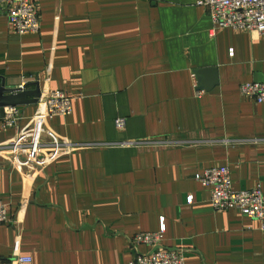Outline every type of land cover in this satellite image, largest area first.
Segmentation results:
<instances>
[{
  "label": "crops",
  "instance_id": "1",
  "mask_svg": "<svg viewBox=\"0 0 264 264\" xmlns=\"http://www.w3.org/2000/svg\"><path fill=\"white\" fill-rule=\"evenodd\" d=\"M32 1L37 34L15 33L0 4V81L67 94L72 112L46 127L75 150L42 168L0 152V200L18 220L0 224V264H129L151 249L132 237L162 220L159 247L185 264H264L258 220L214 210L196 177L225 165L233 190L264 191V103L238 89L264 82V33L212 30L197 0ZM199 69L217 78L201 95ZM19 107L0 146L37 104Z\"/></svg>",
  "mask_w": 264,
  "mask_h": 264
},
{
  "label": "built area",
  "instance_id": "2",
  "mask_svg": "<svg viewBox=\"0 0 264 264\" xmlns=\"http://www.w3.org/2000/svg\"><path fill=\"white\" fill-rule=\"evenodd\" d=\"M199 5L208 10L213 28H233L243 31L264 33V0H197ZM5 7V16L11 29L19 34L39 33L41 29L37 7L32 0H0ZM192 86L198 88L197 74L192 73ZM23 85V84H22ZM22 87V86H21ZM243 99L264 103V82H245L238 86ZM203 90H197L201 95ZM71 111V98L63 91H48L40 98L31 119L18 129V133L6 145L0 146L11 163H30L43 167L60 154L75 150L74 144L59 139L46 122L53 116L68 115ZM3 113V114H2ZM0 113V128L6 130L16 127L21 119L19 106H7ZM115 126L123 128L124 120L117 118ZM197 180L209 188L210 203L214 210H235L241 215L256 219L264 229V191L259 186L251 189L233 190L231 176L225 165L202 169ZM192 198L189 196L188 201ZM8 217V204L0 200V224L17 222ZM163 220L159 230L137 233L132 237L134 244L151 246L146 253H136L129 264H185L184 252L181 249L159 247L163 236ZM31 257H17V262L28 263Z\"/></svg>",
  "mask_w": 264,
  "mask_h": 264
},
{
  "label": "water",
  "instance_id": "3",
  "mask_svg": "<svg viewBox=\"0 0 264 264\" xmlns=\"http://www.w3.org/2000/svg\"><path fill=\"white\" fill-rule=\"evenodd\" d=\"M198 88L197 90H209L216 81V72L214 69H199L196 72ZM209 74L211 77L207 80L205 77ZM1 78V77H0ZM34 86L33 89H28V84L23 87H10L5 86L3 79L0 81V113L3 112V108L7 106H24V105H36L41 98L40 85L38 82L31 83ZM3 114V113H2Z\"/></svg>",
  "mask_w": 264,
  "mask_h": 264
}]
</instances>
